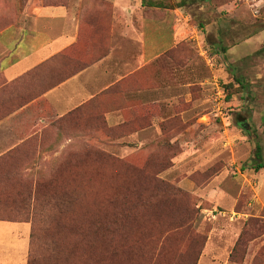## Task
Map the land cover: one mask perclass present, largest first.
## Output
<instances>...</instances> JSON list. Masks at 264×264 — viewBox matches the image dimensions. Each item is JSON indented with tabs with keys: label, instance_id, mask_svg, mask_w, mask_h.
I'll return each instance as SVG.
<instances>
[{
	"label": "rangeland",
	"instance_id": "374dc122",
	"mask_svg": "<svg viewBox=\"0 0 264 264\" xmlns=\"http://www.w3.org/2000/svg\"><path fill=\"white\" fill-rule=\"evenodd\" d=\"M69 1L0 0V32ZM153 1L137 16L178 42L123 83L128 98L0 154V220L23 222L0 221L8 264L28 263L31 222L34 264H264V0Z\"/></svg>",
	"mask_w": 264,
	"mask_h": 264
},
{
	"label": "crops",
	"instance_id": "0c3cea01",
	"mask_svg": "<svg viewBox=\"0 0 264 264\" xmlns=\"http://www.w3.org/2000/svg\"><path fill=\"white\" fill-rule=\"evenodd\" d=\"M141 7V0H70L37 6L27 26L0 32V154L42 141L51 120L86 103L96 106L113 93L128 98L134 89L123 83L133 81L139 70L148 73L151 62L179 36L152 39L149 24L137 16ZM6 39L15 42L9 45ZM120 116L119 109L107 113L117 123ZM5 229L0 227V241ZM4 249L0 261L8 264Z\"/></svg>",
	"mask_w": 264,
	"mask_h": 264
},
{
	"label": "trees",
	"instance_id": "16d2710c",
	"mask_svg": "<svg viewBox=\"0 0 264 264\" xmlns=\"http://www.w3.org/2000/svg\"><path fill=\"white\" fill-rule=\"evenodd\" d=\"M202 1H210V0H202ZM194 0H179V7L185 6L189 3H193ZM62 5L61 3H56V4H45L46 5ZM145 4H148L149 6L153 7H165L163 2H156L153 0H143L142 1V5L145 6ZM64 5V4H63ZM229 87H232L233 85L230 84L228 85ZM252 166L256 169V170H260L264 168V155L262 152V147L260 145H257L256 150L254 152V162L252 164ZM161 214L158 212H153L150 214V218H155V217H159ZM17 222H22V221H17ZM147 222V221H145ZM36 232L34 231V226L33 223L31 222V230H30V238H29V249H28V263L27 264H34L35 260L33 257V248H34V241L36 238Z\"/></svg>",
	"mask_w": 264,
	"mask_h": 264
}]
</instances>
